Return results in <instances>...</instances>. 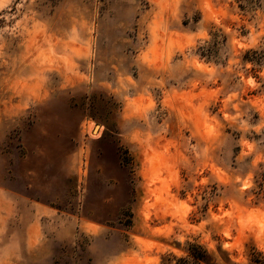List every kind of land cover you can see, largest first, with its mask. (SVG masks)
I'll use <instances>...</instances> for the list:
<instances>
[{
  "label": "rangeland",
  "instance_id": "1",
  "mask_svg": "<svg viewBox=\"0 0 264 264\" xmlns=\"http://www.w3.org/2000/svg\"><path fill=\"white\" fill-rule=\"evenodd\" d=\"M263 184L264 0H0V264H248Z\"/></svg>",
  "mask_w": 264,
  "mask_h": 264
},
{
  "label": "trees",
  "instance_id": "2",
  "mask_svg": "<svg viewBox=\"0 0 264 264\" xmlns=\"http://www.w3.org/2000/svg\"><path fill=\"white\" fill-rule=\"evenodd\" d=\"M261 187L263 190L261 194L264 195V184L261 185ZM186 252L188 253L189 257L199 264H219L217 262V257H215L214 254L209 253L202 246L190 245ZM227 257L228 258L225 257L224 261L232 264L231 260L229 259V255H227ZM248 264H264V255L254 248L249 254Z\"/></svg>",
  "mask_w": 264,
  "mask_h": 264
},
{
  "label": "bare ground",
  "instance_id": "3",
  "mask_svg": "<svg viewBox=\"0 0 264 264\" xmlns=\"http://www.w3.org/2000/svg\"><path fill=\"white\" fill-rule=\"evenodd\" d=\"M98 130H99V129H96V127H93V129L91 130V134H92V135L97 134V133H98Z\"/></svg>",
  "mask_w": 264,
  "mask_h": 264
},
{
  "label": "water",
  "instance_id": "4",
  "mask_svg": "<svg viewBox=\"0 0 264 264\" xmlns=\"http://www.w3.org/2000/svg\"><path fill=\"white\" fill-rule=\"evenodd\" d=\"M97 129V128H96Z\"/></svg>",
  "mask_w": 264,
  "mask_h": 264
}]
</instances>
